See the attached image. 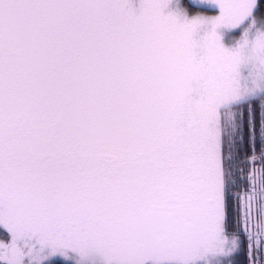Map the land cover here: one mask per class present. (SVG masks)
I'll use <instances>...</instances> for the list:
<instances>
[{"label": "snow or ice", "instance_id": "obj_1", "mask_svg": "<svg viewBox=\"0 0 264 264\" xmlns=\"http://www.w3.org/2000/svg\"><path fill=\"white\" fill-rule=\"evenodd\" d=\"M264 264V0H0V264Z\"/></svg>", "mask_w": 264, "mask_h": 264}, {"label": "trees", "instance_id": "obj_2", "mask_svg": "<svg viewBox=\"0 0 264 264\" xmlns=\"http://www.w3.org/2000/svg\"><path fill=\"white\" fill-rule=\"evenodd\" d=\"M237 264H245V256L243 253L237 258Z\"/></svg>", "mask_w": 264, "mask_h": 264}]
</instances>
